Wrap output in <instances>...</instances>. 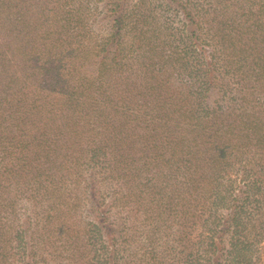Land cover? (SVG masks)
<instances>
[{"label":"trees","instance_id":"1","mask_svg":"<svg viewBox=\"0 0 264 264\" xmlns=\"http://www.w3.org/2000/svg\"><path fill=\"white\" fill-rule=\"evenodd\" d=\"M228 7L226 0L220 9ZM2 9L0 4V13ZM184 10L193 22V35L198 20L186 6ZM68 11L73 9L57 14L65 16L60 19L63 30H53L51 35L35 24L40 18L33 19L29 29L21 28L27 16L24 10H14L9 26L4 24L7 15L0 14V217L7 203L2 188L14 191L7 195L11 203L17 191H28L35 200L40 187L47 189L67 180L79 183L83 170L91 168L95 175L99 172L96 167L118 185L147 188L149 184L154 195L162 194L157 199L170 197L171 205V195L178 196L182 184L194 189L205 179L213 197H226V191L216 188L220 178L230 166L251 170V162L246 160L250 154V160L259 165L256 173L262 176L258 183L255 175L252 185L264 188L262 27L250 29L245 19L236 18V12L210 20L214 23L210 26L216 28L212 35L225 56V69L242 79L243 92H251L250 106L245 105L249 99L245 100L244 93L239 97L243 103L240 110L234 112L221 103H210L203 92L169 95L163 92L167 79L162 77L150 76L142 82L121 80L115 95L106 71L122 70L127 65L123 58L133 51L122 45L124 15L113 9L108 38L86 49L81 43L74 45L66 34L74 32L73 16ZM244 31L250 35L244 37ZM201 82L215 87L208 76ZM143 126H150L151 132L140 141L143 145L135 146L139 140L133 139V134ZM134 147L156 152L141 158ZM52 191H43V197ZM255 200L263 201L264 195ZM260 215L256 204L250 211L231 210L226 221L234 225L235 241L242 247L228 249L206 237L202 240L205 255L191 243V263L198 264L206 257L203 264H220L226 255L230 262L224 264H243L245 250L253 246L245 239V224ZM180 222L188 220L179 218L173 224ZM105 235L111 238L114 230L108 228Z\"/></svg>","mask_w":264,"mask_h":264},{"label":"rangeland","instance_id":"2","mask_svg":"<svg viewBox=\"0 0 264 264\" xmlns=\"http://www.w3.org/2000/svg\"><path fill=\"white\" fill-rule=\"evenodd\" d=\"M2 1L0 14L7 15L6 26L14 10L21 9L27 14L21 28L29 29L31 21L40 18L35 24L47 35L62 29L64 10L73 9L68 12L73 16L74 32H65L74 45L81 43L86 49L108 38L112 10L121 11L125 18L122 45L133 51L123 58L127 65L122 70L106 71L115 95L121 80L142 82L155 76L167 79L169 87L165 84L163 92L174 97L203 92L210 103L218 102L238 112L243 104L239 97L246 93L244 98L249 100L245 105L250 106V90L243 92L242 79L225 69V56L212 35L216 28L210 26H214L210 20L236 12V18L245 19L250 29L262 27L264 31V0H228L227 9H220L226 0H219L222 4L218 0H11L10 7L7 0ZM184 6L198 20L193 35L194 25ZM248 35L244 31L243 36ZM93 55L90 53L91 59ZM80 56L84 58L85 54ZM205 76L215 87L202 84ZM149 127L134 132L133 139L139 140L135 146L143 145L140 141L151 132ZM154 150L134 147L141 158ZM246 157L251 170L230 166L220 178L216 188L226 191V197H213L205 179L194 189L182 184V192L171 195V205L170 197L157 199L162 194L154 195L149 184L147 188L118 185L108 181L98 167L95 175L91 168L83 170L79 183L67 180L47 189L40 187L35 200L28 191H17L11 203L7 195L14 191L2 188L7 203L0 217V264H114V259L115 264H193L191 243L205 255L202 240L206 237L228 249L242 247L235 241L238 235L234 225L226 220L231 210L250 211L255 204L262 215L245 224V239L253 246L245 250L243 264H264V200H255L263 197L264 188L252 185L255 175L258 183L262 176L256 173L259 165L250 160V154ZM50 190V196L43 197V191ZM153 196L155 199H151ZM179 218L188 222L173 224ZM108 228L114 230L111 238L105 235ZM205 258L201 257L198 264L205 263ZM227 262L230 260L223 255L220 264Z\"/></svg>","mask_w":264,"mask_h":264}]
</instances>
